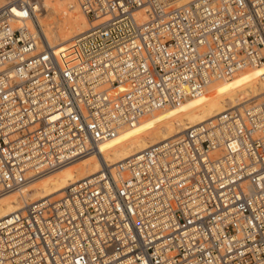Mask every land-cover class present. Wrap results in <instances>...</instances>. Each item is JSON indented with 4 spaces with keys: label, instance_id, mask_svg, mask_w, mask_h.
Instances as JSON below:
<instances>
[{
    "label": "built area",
    "instance_id": "2783aa9c",
    "mask_svg": "<svg viewBox=\"0 0 264 264\" xmlns=\"http://www.w3.org/2000/svg\"><path fill=\"white\" fill-rule=\"evenodd\" d=\"M61 64L32 0L0 8V195L124 126L264 68V0H76ZM259 79L264 80V69ZM0 220V264H264V95Z\"/></svg>",
    "mask_w": 264,
    "mask_h": 264
},
{
    "label": "bare ground",
    "instance_id": "6f19581e",
    "mask_svg": "<svg viewBox=\"0 0 264 264\" xmlns=\"http://www.w3.org/2000/svg\"><path fill=\"white\" fill-rule=\"evenodd\" d=\"M12 1L0 0V8ZM32 1L35 17L26 22L17 21L16 24H26L31 30L38 27L54 47L61 64L81 62L82 55L75 39L89 28L90 22L77 1L66 3L57 13L55 10L60 0H43L41 7L44 6V11L40 1ZM174 1L181 4L187 0ZM51 10L55 15H48ZM263 69L247 68L230 79L214 80L201 95L188 98L180 105L153 111L134 125L124 126L116 136L100 145L102 155L91 153L80 157L29 180L20 190L0 195V220L7 219L6 224L10 225L13 222L10 216L23 212L29 204L44 198L62 197L74 183L100 172L104 165L101 156L109 166H114L194 126L205 124L210 132H217L219 128L214 127L225 110L237 105L242 98L264 95V80L259 79ZM144 121L148 122V126L142 129L140 125Z\"/></svg>",
    "mask_w": 264,
    "mask_h": 264
},
{
    "label": "rangeland",
    "instance_id": "374dc122",
    "mask_svg": "<svg viewBox=\"0 0 264 264\" xmlns=\"http://www.w3.org/2000/svg\"><path fill=\"white\" fill-rule=\"evenodd\" d=\"M34 1H36V2L38 1V3H39V1H40V2H41V3H40V7H41V4H43V3H42L43 0H34ZM72 1H74V0H60V1L58 2L60 5H59V7L55 10V13H57L58 11H60V10H61L60 8H61L62 6H64L66 3L69 4V3L72 2ZM181 4H182V3H181ZM43 5H44V4H43ZM76 7H77V6H76ZM43 9H44V6L41 7V10H42V11L45 10V9H44V10H43ZM53 10H54V9H53ZM55 13L51 10V12H50L48 15H49V16H52V15H55ZM87 26H88V25H87ZM258 74H260V71H259V70H258ZM148 119H149V118H148ZM143 123H145V124H143ZM143 123L140 125L141 128H142V127L145 128V126H146V127L148 126V122H147V121H144ZM143 125H144V126H143ZM138 128H139V127H138ZM143 128H142V129H143ZM17 193H18V192H17ZM17 193H16V194H17ZM56 197H57V196H56ZM56 197H55V198H56ZM55 198H54V199H55Z\"/></svg>",
    "mask_w": 264,
    "mask_h": 264
}]
</instances>
